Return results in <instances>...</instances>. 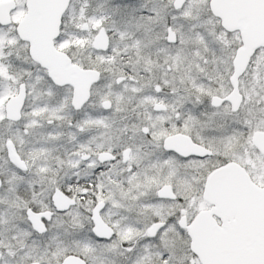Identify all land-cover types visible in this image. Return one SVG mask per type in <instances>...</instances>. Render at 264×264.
Segmentation results:
<instances>
[{
    "label": "snow or ice",
    "instance_id": "obj_1",
    "mask_svg": "<svg viewBox=\"0 0 264 264\" xmlns=\"http://www.w3.org/2000/svg\"><path fill=\"white\" fill-rule=\"evenodd\" d=\"M0 264H264V0H0Z\"/></svg>",
    "mask_w": 264,
    "mask_h": 264
}]
</instances>
